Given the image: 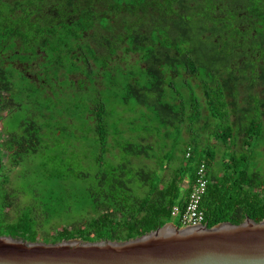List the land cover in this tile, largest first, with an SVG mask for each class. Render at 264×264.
<instances>
[{
    "label": "trees",
    "instance_id": "trees-1",
    "mask_svg": "<svg viewBox=\"0 0 264 264\" xmlns=\"http://www.w3.org/2000/svg\"><path fill=\"white\" fill-rule=\"evenodd\" d=\"M14 72L47 104L58 91L47 89L52 73L56 84L114 93L116 106L140 111L133 123L142 128L127 122L112 131L104 104L91 105L86 118L118 161L101 158L94 183L64 188L61 202L23 207L16 220L2 184L0 235L136 238L173 220L203 162L205 224L264 219V0H0V114L21 107ZM36 131L3 144L16 156L11 164L19 150H38L29 148L41 141ZM62 209L74 214L67 225L42 234L39 216L50 225Z\"/></svg>",
    "mask_w": 264,
    "mask_h": 264
},
{
    "label": "rangeland",
    "instance_id": "rangeland-1",
    "mask_svg": "<svg viewBox=\"0 0 264 264\" xmlns=\"http://www.w3.org/2000/svg\"><path fill=\"white\" fill-rule=\"evenodd\" d=\"M14 76L16 88L19 90L15 97L21 107L0 114V132L6 135L16 132L17 140L21 143L30 139V133L37 130L41 141L34 146H29L32 143L29 142V148L38 149L36 152L19 150L16 165L10 162V167L7 164L9 158H5L7 167L1 169L0 191L5 194L6 187L1 186L3 184L7 186L10 193H13L12 201L15 207L13 210L9 209L12 220L17 219L15 215L23 207L49 204L59 198L61 202L66 187L76 188L80 192L84 186L94 183L101 158L106 165L118 161V158H113L111 142L104 143L105 140L97 134V122H91V125L86 118L92 106L104 104L108 112L107 123L109 128L113 129L112 131L126 128L127 122H131V125L129 124L131 131L142 128L141 124L133 123L136 118H142L139 110L131 112L127 105L116 106L115 103L119 102V98L114 93L104 91L98 95L95 92L96 89L92 88V84L87 91L79 89L81 84L76 85L69 81L58 83L57 88L58 84L53 79L57 76L52 73V80L46 81L47 89L55 88V92L58 91L56 102L47 104L44 99L37 100L39 97L35 89H26L30 84L23 86L25 82L20 75L14 72ZM80 83L85 84L84 81ZM32 123L36 127L31 129ZM131 137L134 140L138 135ZM106 149L112 155L102 157ZM262 164L264 165V158ZM40 211L44 215L45 209ZM72 215L74 214H68L62 209L61 214L56 217L63 221L55 220L50 225H48V217L39 216L45 225L41 233L62 229L67 225L63 222L70 220ZM172 221L177 223V220Z\"/></svg>",
    "mask_w": 264,
    "mask_h": 264
},
{
    "label": "water",
    "instance_id": "water-1",
    "mask_svg": "<svg viewBox=\"0 0 264 264\" xmlns=\"http://www.w3.org/2000/svg\"><path fill=\"white\" fill-rule=\"evenodd\" d=\"M0 264H264V219L212 227L170 221L124 241L46 242L0 235Z\"/></svg>",
    "mask_w": 264,
    "mask_h": 264
},
{
    "label": "built area",
    "instance_id": "built-area-1",
    "mask_svg": "<svg viewBox=\"0 0 264 264\" xmlns=\"http://www.w3.org/2000/svg\"><path fill=\"white\" fill-rule=\"evenodd\" d=\"M191 154V149L188 150L187 157ZM209 184L208 167L206 163H202L196 172V177L192 183L191 190L187 196L184 207L176 205L172 209V217L177 220L182 226H190L201 224L205 221V213L201 209V202L206 194Z\"/></svg>",
    "mask_w": 264,
    "mask_h": 264
},
{
    "label": "crops",
    "instance_id": "crops-1",
    "mask_svg": "<svg viewBox=\"0 0 264 264\" xmlns=\"http://www.w3.org/2000/svg\"><path fill=\"white\" fill-rule=\"evenodd\" d=\"M10 137V135H6V134H3L2 132H0V153H1V163L2 165H0V168H4V167H7L6 165V161H5V158H9V162L7 161V164L10 166V162H11V159H12V153L10 151H8L6 149V147L3 145L7 140L8 138ZM11 167V166H10Z\"/></svg>",
    "mask_w": 264,
    "mask_h": 264
},
{
    "label": "clouds",
    "instance_id": "clouds-1",
    "mask_svg": "<svg viewBox=\"0 0 264 264\" xmlns=\"http://www.w3.org/2000/svg\"><path fill=\"white\" fill-rule=\"evenodd\" d=\"M174 220V219H173ZM174 222V221H173ZM176 223V222H175ZM180 226H182V225H180Z\"/></svg>",
    "mask_w": 264,
    "mask_h": 264
},
{
    "label": "flooded vegetation",
    "instance_id": "flooded-vegetation-1",
    "mask_svg": "<svg viewBox=\"0 0 264 264\" xmlns=\"http://www.w3.org/2000/svg\"><path fill=\"white\" fill-rule=\"evenodd\" d=\"M27 76L29 75V74H26Z\"/></svg>",
    "mask_w": 264,
    "mask_h": 264
}]
</instances>
